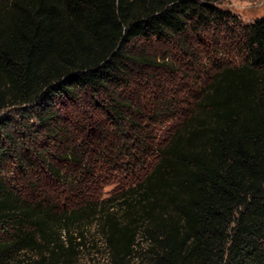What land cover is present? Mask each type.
Masks as SVG:
<instances>
[{
    "label": "trees",
    "instance_id": "1",
    "mask_svg": "<svg viewBox=\"0 0 264 264\" xmlns=\"http://www.w3.org/2000/svg\"><path fill=\"white\" fill-rule=\"evenodd\" d=\"M220 1L0 0V264L56 259L89 219L101 224L114 264L134 254L140 236L149 264H264V17L242 25ZM230 24L241 66L219 67L117 211L104 203L61 211L46 198L29 178L47 164L38 148L61 140L70 104L111 97L138 67L155 64L134 55L133 42L183 46L193 31ZM170 106L159 103L151 119L169 118ZM107 111L118 125L134 115L114 100ZM67 156L82 164L77 149Z\"/></svg>",
    "mask_w": 264,
    "mask_h": 264
},
{
    "label": "rangeland",
    "instance_id": "2",
    "mask_svg": "<svg viewBox=\"0 0 264 264\" xmlns=\"http://www.w3.org/2000/svg\"><path fill=\"white\" fill-rule=\"evenodd\" d=\"M215 5L233 13L242 25L264 17V0H222ZM236 28L230 24L193 31L183 46L175 41L133 42L129 50L137 56H148L155 64L138 67L131 86L111 89V97L89 94L70 104L60 125L62 138L67 140L61 138L39 147L48 165L35 166L29 178L34 182L39 179L38 185L46 198L61 211H71L85 203H104L106 208L115 207L117 211L124 194L153 170L157 163L156 149L166 146L182 127L219 67L241 66L243 57ZM113 100L130 107L134 117H128L120 125L115 123L107 111ZM161 102L171 104L170 116L152 120V111ZM15 113L11 115L18 120ZM71 149L82 154L80 166L64 159ZM49 165L62 178H55ZM120 212L118 215L122 216ZM73 237V249L67 251L69 246L65 245L56 259L46 258L41 264H114L102 226L96 219H89L81 228L76 226ZM148 249L146 239L140 236L134 254L123 264H149ZM22 261L34 264L40 259L29 254Z\"/></svg>",
    "mask_w": 264,
    "mask_h": 264
}]
</instances>
